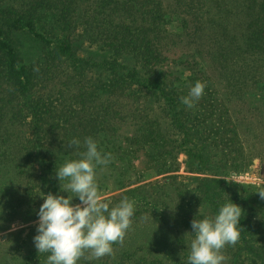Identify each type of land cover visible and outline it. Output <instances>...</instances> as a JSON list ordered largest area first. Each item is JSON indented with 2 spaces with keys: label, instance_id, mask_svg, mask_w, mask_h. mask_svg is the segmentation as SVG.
<instances>
[{
  "label": "trees",
  "instance_id": "trees-1",
  "mask_svg": "<svg viewBox=\"0 0 264 264\" xmlns=\"http://www.w3.org/2000/svg\"><path fill=\"white\" fill-rule=\"evenodd\" d=\"M86 41L103 52L98 63L78 54ZM123 59L131 62L127 71ZM198 80L207 82L204 94L188 108L180 98ZM42 85L46 90H37ZM137 87L158 94L172 110L171 123L196 137L205 170L237 169L228 161L244 150L235 141L239 132L229 106L264 105V0H0V218L49 192L68 196L56 168L78 159L89 136L112 155L96 168L97 183L106 174L116 182L111 191L133 184L146 163L157 173L175 170L174 138L161 124L145 120L139 109L128 114L132 123L125 122L116 108L137 105ZM99 108L112 116L103 121ZM73 138L81 145L68 149ZM175 177L166 179L178 185ZM214 184V195L226 190L220 184L232 187L233 200H212L204 188L206 205L252 199L239 221V242L259 241L254 247L264 264V199L258 192L264 188L237 195L232 182ZM78 201L73 197V204ZM36 229L26 240L21 229L2 234L0 264H46L50 253L37 251ZM232 264L259 263L235 254Z\"/></svg>",
  "mask_w": 264,
  "mask_h": 264
},
{
  "label": "rangeland",
  "instance_id": "rangeland-1",
  "mask_svg": "<svg viewBox=\"0 0 264 264\" xmlns=\"http://www.w3.org/2000/svg\"><path fill=\"white\" fill-rule=\"evenodd\" d=\"M170 1L162 0L164 4H169ZM77 50L81 57L89 59L90 62L98 63L104 56L95 44H89L87 41L82 43ZM119 63L125 71L131 67V62L125 59L119 60ZM90 74L92 76L97 74L96 66H91ZM88 77L90 76L88 75ZM135 78L140 80L138 76ZM37 90L45 91V85L38 86ZM134 90L137 93V105L128 102L126 106L120 105L116 108L125 115L123 119L125 122L132 123L130 117L127 119L128 114L139 109V114L145 120L161 124L170 135L169 137L174 138L173 147L177 150V164H175V170L171 172L157 173L154 171V167H148L150 165L146 163L143 175H133V184L113 191H111L112 186L116 182L112 177L108 178L109 176L107 177L106 174L100 179L98 185L104 198L123 190L132 189L127 198L135 201L134 214L131 217V227L127 230L123 242L112 245V255L84 260L88 264H188L190 244L194 237L191 232V221L194 218L202 219L205 216L215 217L220 209L214 201L210 202L209 205L204 203L202 200L204 188L209 190L212 200L214 198L233 200V197H230L233 189L225 185L226 183L220 184L221 188L226 187L224 192L220 190L222 193L213 194L214 188L217 186L214 183L219 180L236 184L237 195L244 190L245 192L241 195L250 193L253 189L264 188V105L246 106V103L245 106L241 104L229 106L231 116L237 124L239 132L235 141L241 145L244 155L235 160L229 159V165L239 164L237 169L218 170L214 173L204 169V159L203 162L198 160L196 147L199 144L196 137L193 134L185 135L178 123L177 126L175 123H171L173 121L172 110L165 105L162 98L158 94H152L151 91L142 88L137 87ZM109 112L110 114L99 108L98 116L103 121L107 120L112 116L111 111ZM126 124L119 123V120L116 123L121 128L127 127ZM168 175L176 176L175 180L178 185L169 183L170 181L166 179ZM139 176L142 177L138 178ZM151 182L157 183V187L147 185ZM140 186L144 188L137 190ZM218 189L216 187V190ZM211 190L212 193H210ZM45 196L29 201V204H24L15 212L6 213L5 216L7 217L3 215L0 218V236L6 232L21 229V238L24 237L23 240H26L30 228L38 225V212ZM124 197L126 195L114 199L108 198L107 201H110L111 207L118 204ZM250 200L252 199L238 197L237 201L234 202L242 208V216L247 215L246 211L250 206ZM76 203H80V201ZM183 205H188L189 208L183 210ZM242 216L241 219H243ZM183 221L188 223L187 227ZM259 243V241L252 239L248 245L242 244L239 240L234 246L226 245L222 250L226 257L223 264H232L235 254H240L242 258L247 260L254 258L259 264H262L263 253L254 247V245L260 246ZM233 253L234 257L231 256Z\"/></svg>",
  "mask_w": 264,
  "mask_h": 264
},
{
  "label": "clouds",
  "instance_id": "clouds-1",
  "mask_svg": "<svg viewBox=\"0 0 264 264\" xmlns=\"http://www.w3.org/2000/svg\"><path fill=\"white\" fill-rule=\"evenodd\" d=\"M206 85V81H196L188 94L180 98L181 102L188 108L194 107ZM80 145L81 141L73 138L66 147ZM83 146L78 159L66 160L56 168L61 189L69 195L49 192L39 208L33 239L39 253H50L47 264H77L81 258L92 260L112 255V245L122 243L131 227L135 201L124 197L110 207L96 180V168L110 163L111 153H103L91 136L85 138ZM258 192L264 199V190ZM73 197H78L80 203L73 204ZM242 214L238 204L226 203L215 217L194 218L188 264H223L226 257L222 250L226 245L234 246L240 238Z\"/></svg>",
  "mask_w": 264,
  "mask_h": 264
}]
</instances>
